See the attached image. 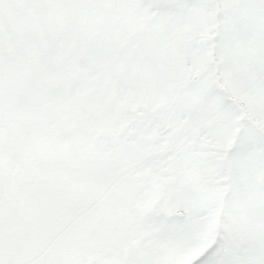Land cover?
Instances as JSON below:
<instances>
[{
  "label": "snow or ice",
  "instance_id": "snow-or-ice-1",
  "mask_svg": "<svg viewBox=\"0 0 264 264\" xmlns=\"http://www.w3.org/2000/svg\"><path fill=\"white\" fill-rule=\"evenodd\" d=\"M0 264H264V0H0Z\"/></svg>",
  "mask_w": 264,
  "mask_h": 264
}]
</instances>
